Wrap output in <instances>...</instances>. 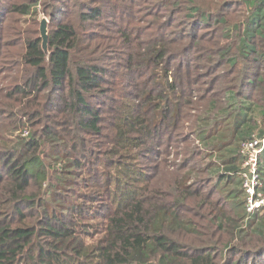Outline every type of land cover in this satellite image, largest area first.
<instances>
[{
  "label": "trees",
  "instance_id": "16d2710c",
  "mask_svg": "<svg viewBox=\"0 0 264 264\" xmlns=\"http://www.w3.org/2000/svg\"><path fill=\"white\" fill-rule=\"evenodd\" d=\"M53 1L60 15L52 17L47 55L38 30L24 25L26 17L36 23L40 8L47 13L45 0H0V264H219L205 241L190 248L172 237L200 234L196 222L180 215L189 193L173 205L145 172L168 118H177L182 105L184 89L178 92L165 60L170 25L148 13L160 34L145 40L149 28L132 26L142 21L138 0ZM250 2L255 10L239 44L245 58V51L257 50L253 39H264V1ZM161 3L173 10V0ZM194 7L193 22L211 23L209 12ZM105 18L110 22L98 23ZM239 101L232 121L197 134L221 153L223 183L215 190L236 181L242 186L223 195L234 216L218 203L210 221L225 230L226 219L233 234H244L241 240L257 236L264 245V214L247 212L238 173L241 142L259 129L258 119L248 115L253 103ZM27 126L32 130L13 145L3 135ZM257 132L264 137V128ZM260 179L264 185V151ZM257 254L264 260V246Z\"/></svg>",
  "mask_w": 264,
  "mask_h": 264
},
{
  "label": "rangeland",
  "instance_id": "374dc122",
  "mask_svg": "<svg viewBox=\"0 0 264 264\" xmlns=\"http://www.w3.org/2000/svg\"><path fill=\"white\" fill-rule=\"evenodd\" d=\"M138 1L141 5L137 9L141 12L136 14L142 21L132 26L136 29L149 28L146 35H142L143 39L149 40L160 34L159 22L154 23L157 18L147 15L148 13L156 11L161 22L170 25L163 36L166 45L165 60L169 62L171 81L176 82L178 92L184 89L180 112L177 118L173 117V121L169 122L172 119L168 118V123L161 132L162 140L156 144L154 154H149L151 159L145 167V172L150 174V179L157 189L162 191L167 200L173 201V205L176 197L189 193L187 199H182L180 215L196 222L200 234L177 231L172 233V237L176 242L190 248L201 246L205 241L216 252L219 264H231L240 258H243V264H264L263 257L260 258L257 254L260 246H264L259 237L249 236L241 240L244 234L239 237L233 234L231 222L226 219L225 230H218L216 225L211 223L212 206H218V203L225 216H234L223 195L226 194V189L240 188L242 191V186L236 181L228 183L222 193L215 190L216 182L219 185L223 183L222 179H218L217 171L223 170L222 165L217 167L221 153L215 150L213 143L207 144L197 135L202 130L211 131L217 122L228 119L232 121L241 104L240 99L254 104L253 111H248L249 116L258 119L256 129H259L254 132L264 128V39L260 36L253 39L257 50L254 53L245 51V56L250 54L248 58L240 54L239 47L241 33L252 18L255 6L251 4L252 0L247 4L245 0H195L193 4L189 0H173L172 10V7L167 9L161 5L163 0ZM262 1L264 0H258L259 6ZM45 2L49 8L47 13H43L39 6V14L33 15L37 17L35 24L27 23L30 19L25 18L24 25L28 27L26 30H38L40 35L43 17H47L49 30L51 29L52 17L60 15L54 14L52 7L58 4L53 0ZM192 6H199L201 11L209 12L212 16L211 23L193 22L189 16ZM219 18H222L221 22L218 21ZM108 20L105 18L98 23L110 22ZM95 30L105 34L100 29ZM146 43L149 44L147 41ZM142 51L144 52V49ZM232 60L235 61L234 64ZM6 74L15 76V73L11 72ZM146 76L148 74L141 80ZM7 84L9 81L5 82V85ZM153 87L158 90L157 93L160 92L156 83ZM132 89V86L126 83V90ZM230 91L235 92L236 97ZM168 114L170 116V112ZM30 130L32 128L27 126L1 134L8 137V141H12L8 143L13 145L17 135L27 136ZM52 165L56 164L53 162ZM179 182L182 186L189 185L191 193L185 189L183 192L174 189ZM212 191V197L204 204V197ZM241 199L244 200V192ZM215 210L218 213V210Z\"/></svg>",
  "mask_w": 264,
  "mask_h": 264
},
{
  "label": "built area",
  "instance_id": "2783aa9c",
  "mask_svg": "<svg viewBox=\"0 0 264 264\" xmlns=\"http://www.w3.org/2000/svg\"><path fill=\"white\" fill-rule=\"evenodd\" d=\"M263 151L264 137L258 132L241 142L239 149L242 162L238 173L245 192L246 210L251 215L264 214V185L260 179V160Z\"/></svg>",
  "mask_w": 264,
  "mask_h": 264
},
{
  "label": "water",
  "instance_id": "95a60500",
  "mask_svg": "<svg viewBox=\"0 0 264 264\" xmlns=\"http://www.w3.org/2000/svg\"><path fill=\"white\" fill-rule=\"evenodd\" d=\"M40 35L42 38V46L47 55H49L48 39H49V28L48 19L43 17L40 23Z\"/></svg>",
  "mask_w": 264,
  "mask_h": 264
}]
</instances>
